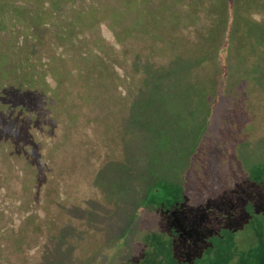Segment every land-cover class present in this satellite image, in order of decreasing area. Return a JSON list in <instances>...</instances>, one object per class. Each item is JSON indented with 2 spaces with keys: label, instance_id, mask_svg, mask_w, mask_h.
<instances>
[{
  "label": "rangeland",
  "instance_id": "374dc122",
  "mask_svg": "<svg viewBox=\"0 0 264 264\" xmlns=\"http://www.w3.org/2000/svg\"><path fill=\"white\" fill-rule=\"evenodd\" d=\"M182 1H165L157 42L135 41L117 58L121 99L107 94L86 117L91 165L67 168L77 146L67 135L51 165L37 149L40 174L25 183L24 202L10 201L15 186L0 194L16 227L7 234L13 247L19 241L15 262L264 264V0ZM149 54V65L138 62ZM175 57L186 68L164 70ZM77 116L72 128L82 125ZM198 149L205 167L193 170ZM226 177L229 189L219 191Z\"/></svg>",
  "mask_w": 264,
  "mask_h": 264
},
{
  "label": "trees",
  "instance_id": "16d2710c",
  "mask_svg": "<svg viewBox=\"0 0 264 264\" xmlns=\"http://www.w3.org/2000/svg\"><path fill=\"white\" fill-rule=\"evenodd\" d=\"M159 1L0 0V194H8L11 187L15 186L10 201L24 202L21 191L25 183L29 177L34 178L40 174L36 159L38 152L47 154L49 164L50 160L53 164V156H58L61 148L70 144L67 143V135L73 141L76 140L77 145L72 150V157L68 156L70 160L68 159L67 168L71 167L80 174L83 168L91 165L94 158L89 154L86 141L91 138V129L88 128L92 127H85L86 117L91 115V107L97 101L101 103L107 94H114L109 95V100L121 99V94L117 96L120 84L116 68L121 67L117 58L121 56L122 49L130 48L135 41L144 43L159 40L156 26L165 25L162 13L166 10L167 0ZM181 2L183 1L175 0L174 5H181ZM217 18L225 21L228 18L227 8ZM173 21L178 22V16L177 19L173 17ZM137 33L140 37H136ZM109 34H112L114 44L109 43ZM133 56L137 58L132 54L127 60L135 61ZM153 58L155 59L149 54L145 58H139L138 62L149 65ZM69 64L74 65V69L69 68ZM162 65L167 72H173L174 67L180 70L186 68L187 64L184 58L175 57ZM230 65L228 68L232 71ZM171 67L172 70L169 71ZM159 71L156 70L157 73ZM135 76H132V80H138L140 75ZM47 79L54 82L52 88L48 86ZM132 80L131 86L136 83ZM211 82L215 90L216 77H212ZM248 87L250 92L251 87ZM74 110L76 114H80L77 118L82 122L76 128H72L69 123V117L76 115ZM93 113H98L99 116L101 111ZM42 115L43 119L40 120L39 116ZM51 129L53 133L49 131ZM65 129L79 134V138L74 135L72 137V133H64ZM111 134L112 132L109 133ZM49 135L51 137L48 142L35 147L32 139ZM200 150L193 155V170L205 167L201 162L203 157ZM77 158L86 159L78 168L75 163ZM222 160L218 155L217 162ZM224 174L226 172L222 174L223 177ZM227 180L226 177L217 184L219 191L229 189L226 188ZM31 183L34 185V182ZM83 187L85 190L84 184ZM258 189L252 186V198L258 197ZM2 199L4 198H0V264H19L14 261L16 253L20 251L17 246L18 238L13 247L9 242L12 236L7 235L16 227L7 221L4 206L7 202H1Z\"/></svg>",
  "mask_w": 264,
  "mask_h": 264
}]
</instances>
